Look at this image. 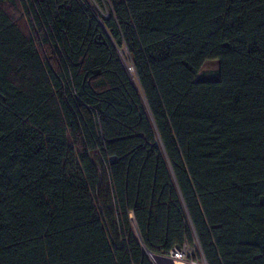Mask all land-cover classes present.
I'll list each match as a JSON object with an SVG mask.
<instances>
[{"label": "trees", "instance_id": "trees-1", "mask_svg": "<svg viewBox=\"0 0 264 264\" xmlns=\"http://www.w3.org/2000/svg\"><path fill=\"white\" fill-rule=\"evenodd\" d=\"M195 244L264 264V0H0V264Z\"/></svg>", "mask_w": 264, "mask_h": 264}, {"label": "rangeland", "instance_id": "rangeland-1", "mask_svg": "<svg viewBox=\"0 0 264 264\" xmlns=\"http://www.w3.org/2000/svg\"><path fill=\"white\" fill-rule=\"evenodd\" d=\"M108 11H109V8H108V5L106 3H104L101 8H98V12L100 14L104 15V16L107 15ZM12 15H13L15 21L19 24V26L26 33H28L29 28H28V23H27V20H26V16L23 13V11L20 10V7L18 9L14 10ZM119 52H120V59L123 62V64L125 65V67H126L128 65V61H127V58H126L125 50L124 49H120ZM217 68H218V65H217L216 61H212V60L207 61V62H205L203 64V66H202V68L200 70V76L203 77V78L214 77V76H216ZM129 73L131 74L132 71H129ZM134 231H135L136 236L138 238H140L138 233L136 232L135 228H134ZM148 257L150 258V261H151L152 264H156L157 263L156 259H154L155 255L148 253ZM167 259H170V260H167ZM167 259L165 258V261H168V262L175 260V259H171L169 257H167ZM184 260H186V261H188L190 263H193V264H206L204 259H203V257H202V254H201L200 249H199L197 244H195L192 247H188L187 253H186V256H185ZM188 262H184L183 264H189ZM162 264H164V262ZM173 264H181V263H180V261L175 260V262Z\"/></svg>", "mask_w": 264, "mask_h": 264}, {"label": "built area", "instance_id": "built-area-1", "mask_svg": "<svg viewBox=\"0 0 264 264\" xmlns=\"http://www.w3.org/2000/svg\"><path fill=\"white\" fill-rule=\"evenodd\" d=\"M126 68L128 69V71H132V67L128 64L126 66ZM187 249L188 247H183L181 249H177V248H174L171 252H170V257H173V258H185L186 256V253H187Z\"/></svg>", "mask_w": 264, "mask_h": 264}, {"label": "crops", "instance_id": "crops-1", "mask_svg": "<svg viewBox=\"0 0 264 264\" xmlns=\"http://www.w3.org/2000/svg\"><path fill=\"white\" fill-rule=\"evenodd\" d=\"M165 258L167 259V257L164 256H159V255H155L154 259H156L157 263L156 264H162L164 262V264H173L175 262V260L173 261H165ZM170 260V259H167Z\"/></svg>", "mask_w": 264, "mask_h": 264}, {"label": "bare ground", "instance_id": "bare-ground-1", "mask_svg": "<svg viewBox=\"0 0 264 264\" xmlns=\"http://www.w3.org/2000/svg\"><path fill=\"white\" fill-rule=\"evenodd\" d=\"M167 257H169V258H171V259L178 260V261H180L181 264H183L184 262H188V261L184 260L183 258H173V257H170V256H167ZM188 263H189V264H193V263H190V262H188Z\"/></svg>", "mask_w": 264, "mask_h": 264}, {"label": "water", "instance_id": "water-1", "mask_svg": "<svg viewBox=\"0 0 264 264\" xmlns=\"http://www.w3.org/2000/svg\"><path fill=\"white\" fill-rule=\"evenodd\" d=\"M156 255H158V254H156ZM160 256H162V255H160ZM164 257H167V256H164Z\"/></svg>", "mask_w": 264, "mask_h": 264}]
</instances>
